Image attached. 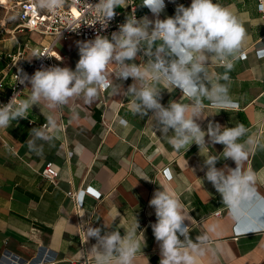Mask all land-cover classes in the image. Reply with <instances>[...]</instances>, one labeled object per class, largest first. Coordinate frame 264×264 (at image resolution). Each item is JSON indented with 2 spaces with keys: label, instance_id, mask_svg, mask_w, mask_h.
Here are the masks:
<instances>
[{
  "label": "crops",
  "instance_id": "0c3cea01",
  "mask_svg": "<svg viewBox=\"0 0 264 264\" xmlns=\"http://www.w3.org/2000/svg\"><path fill=\"white\" fill-rule=\"evenodd\" d=\"M139 3L137 0L136 6ZM165 3L167 7L161 19L174 15L176 4L187 7L191 0H176V4L165 0ZM213 3L228 8L246 30L241 51L228 73L229 95L239 106L219 112L205 100L204 115L208 117L199 123L202 128L209 121L225 127L243 124L249 129V135L264 143V55L253 51L260 42L264 43V12L258 10L261 0H213ZM136 15L151 18L146 8H137ZM28 38L42 44L49 41L34 34L17 36L20 42ZM76 41L69 38L55 45L64 56L62 67L74 70L79 59ZM14 50L9 37L0 38V73L6 62L4 53ZM115 67L110 64L108 73ZM224 71L216 61H210L208 72L213 82L215 75ZM5 80L8 82V75ZM131 82L130 79L123 82V88ZM112 83L120 82L113 78ZM30 91L24 86L20 101L27 99ZM162 96L161 103L165 106L169 101L191 103L179 89L164 90ZM130 99L124 97L122 90L114 93L108 87L103 92L98 89L91 103H85L82 96L74 97L67 104L50 109L42 101L28 110L26 119L13 121L7 129L0 128V258L7 255L18 258V264H35L37 253L49 250L55 256V264H94L90 249L95 240L84 243V232L83 247L89 252L86 261L81 256L77 216L83 225L105 226V231L119 229L122 236L136 218L144 230L146 247L144 256H138L134 264H159L158 247L150 227L156 218L149 200L163 185L184 205V212L189 215L191 239L195 241L201 235L209 237L203 245L205 254L198 258L197 264H264V229L234 233L235 228L243 230L244 227L233 221L219 194L203 180L200 165L204 150L199 151L194 144L186 152L173 149L167 139L154 131V119L130 112ZM49 116L56 121L55 129H46L53 140L37 141V148L43 145L42 154L30 152L26 141L31 138V129L46 125ZM120 118L127 121V126L119 124ZM238 142L243 143V139ZM208 150L216 155L223 146L209 145ZM47 161L56 168L54 182L38 174ZM225 163L235 167L231 160H221L216 167H223ZM241 166L244 171L254 173L255 187L264 196V148L250 151ZM85 187L98 192L99 198L85 196L81 208L75 211L65 193ZM217 211L220 214L215 216Z\"/></svg>",
  "mask_w": 264,
  "mask_h": 264
},
{
  "label": "clouds",
  "instance_id": "9594fccd",
  "mask_svg": "<svg viewBox=\"0 0 264 264\" xmlns=\"http://www.w3.org/2000/svg\"><path fill=\"white\" fill-rule=\"evenodd\" d=\"M34 2L38 9L54 13L66 0ZM168 3L176 4V0H168ZM127 7V0H97L92 4L96 13L93 25L99 23L102 29H107L118 15L116 9ZM166 7L165 0H141L110 37L98 31L92 39L76 41L79 59L74 70L41 67L31 75L18 70L16 82L29 87L30 95L18 103L13 95L6 104H0V128L7 129L13 121L26 119L28 110L42 101L48 108L56 109L74 97L82 96L85 103H91L100 88L112 87L114 93L122 90L124 97L131 98L128 101L130 112L154 119V131L167 139L173 149L186 152L194 144L199 151L204 150L200 165L203 180L213 186L236 224L253 231L264 229V216L249 215L245 207L258 205L264 201V196L255 187L254 173L244 171L241 166L249 152L264 148V143L249 135V129L243 124L225 127L209 121L206 128H202L199 123L208 117L204 115L205 100L219 112L238 108L229 95L228 73L241 51L246 30L228 8L213 0H191L187 7L176 4L174 15L161 19ZM137 8H146L151 18L149 15L137 18ZM258 10L264 12V0ZM137 60L140 62L136 63ZM212 60L225 69L223 74L215 75V82L208 72ZM110 64L116 67L108 73ZM113 78L120 83L113 85ZM129 79L132 82L124 89L123 82ZM169 89H179L191 103L169 101L165 106L161 103L162 92ZM119 124L127 126V121L120 118ZM48 127L56 128L52 116L47 118L46 125L31 129V138L26 141L30 152L42 154L43 145L37 148V141L50 143L53 140L46 131ZM242 139L243 143L238 142ZM217 144L222 145L223 150L213 155L208 146ZM221 160H231L235 167L226 163L216 167ZM149 207L156 218L150 227L158 247L159 264H197L198 258L205 254L203 245L209 237L201 235L195 241L191 239L189 215L184 212L179 197L161 185L149 200ZM115 220L114 217L113 223ZM81 227L85 233L84 243L95 240L90 249L94 264H134L138 256H144L146 239L136 218L123 236L119 229L105 231V226L91 224ZM209 231L214 229L209 228ZM88 252L89 249H81L85 261ZM13 259L18 264V258L7 255L0 258V264H13ZM34 259L35 264H55V256L49 250L38 252Z\"/></svg>",
  "mask_w": 264,
  "mask_h": 264
},
{
  "label": "built area",
  "instance_id": "2783aa9c",
  "mask_svg": "<svg viewBox=\"0 0 264 264\" xmlns=\"http://www.w3.org/2000/svg\"><path fill=\"white\" fill-rule=\"evenodd\" d=\"M137 0H127L129 7L116 9L118 15L110 22L107 29H102L99 23H96V13L92 9V4L97 0H66L64 6L58 8L54 13L37 8L34 0H0V9L10 15L13 25L10 29L5 28L4 24H0V36L8 35L15 45V50L5 52V64L0 73V104H6L14 95L16 102L20 101L24 85L16 82V74L18 70L31 75L35 70L41 67L60 66L64 56L60 54L55 45L60 41H66L69 38H75L79 41L94 38L99 31L102 35L110 36L113 31L117 30V26L124 22L125 16L130 15L136 7ZM141 3V0H139ZM260 4V3H259ZM136 14V13H135ZM137 16V15H136ZM138 18V17H137ZM69 29H76L70 31ZM61 33V35H60ZM34 34L41 40L49 38L47 43H37L28 38L24 42L17 39L19 35ZM255 54L264 55V43L260 42V46L254 47ZM34 53L36 56L34 57ZM241 60L244 55H240ZM8 75V82L6 76ZM107 89V88H106ZM100 88L101 92L106 90ZM28 122V125H31ZM44 126V124L40 125ZM41 178L54 182L57 177L55 166L47 161L42 164L38 170ZM65 195L72 200L75 211L81 208L82 201L85 196H91L98 199L99 193L91 187H85L76 191H68ZM215 212L214 215H219ZM77 236L83 247V222L77 216ZM249 230H240L243 233ZM234 233H238L234 229ZM25 264H32L31 262Z\"/></svg>",
  "mask_w": 264,
  "mask_h": 264
},
{
  "label": "rangeland",
  "instance_id": "374dc122",
  "mask_svg": "<svg viewBox=\"0 0 264 264\" xmlns=\"http://www.w3.org/2000/svg\"><path fill=\"white\" fill-rule=\"evenodd\" d=\"M10 15L0 9V24H4L5 28L10 29L13 25V21L10 19ZM8 35H1L0 38H6Z\"/></svg>",
  "mask_w": 264,
  "mask_h": 264
},
{
  "label": "snow or ice",
  "instance_id": "6c2138e0",
  "mask_svg": "<svg viewBox=\"0 0 264 264\" xmlns=\"http://www.w3.org/2000/svg\"><path fill=\"white\" fill-rule=\"evenodd\" d=\"M252 216H264V201H261V202L259 203V205H258V211H257V212H254V213L252 214ZM240 230H241V229L238 228V229H237V232L239 233ZM243 230H252V229H250V228H248V227H244Z\"/></svg>",
  "mask_w": 264,
  "mask_h": 264
},
{
  "label": "water",
  "instance_id": "95a60500",
  "mask_svg": "<svg viewBox=\"0 0 264 264\" xmlns=\"http://www.w3.org/2000/svg\"><path fill=\"white\" fill-rule=\"evenodd\" d=\"M258 205H255V206H253V205H246L245 207H246V209L248 211V214L249 215H252L254 212H257L258 211Z\"/></svg>",
  "mask_w": 264,
  "mask_h": 264
}]
</instances>
